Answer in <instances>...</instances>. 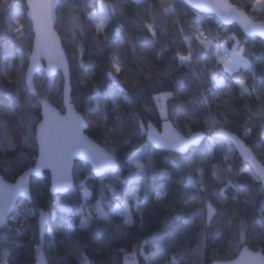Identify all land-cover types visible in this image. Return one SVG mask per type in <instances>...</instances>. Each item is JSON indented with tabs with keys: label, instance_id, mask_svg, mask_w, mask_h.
Segmentation results:
<instances>
[{
	"label": "trees",
	"instance_id": "16d2710c",
	"mask_svg": "<svg viewBox=\"0 0 264 264\" xmlns=\"http://www.w3.org/2000/svg\"><path fill=\"white\" fill-rule=\"evenodd\" d=\"M230 1L264 21V8L254 12L258 0ZM101 4L110 9L102 34L90 17ZM26 11V0H0V174L8 181L35 164L41 101L64 111L61 76L41 84L37 76L39 97L25 86L34 37ZM236 29L182 0H61L56 30L70 61L73 103L88 136L120 162L111 178L138 175L139 196L130 222L121 214L104 219L97 215L100 199L108 208L123 201L122 193L110 194L108 175L86 181L87 202L76 176L64 196L51 194L48 173L33 178V202L20 201L14 220L0 227V264L35 263L41 209L51 217L49 264H127V256L137 264H212L234 259L244 246L264 254V187L231 143L209 138L179 155L153 149L145 138L147 125L160 128L163 120L184 135L224 128L264 164V41L237 38ZM236 43L250 68L231 73L219 57ZM162 94L170 95L165 118ZM144 144L138 172L130 159ZM196 198L205 207L183 211ZM208 202L216 209L210 221Z\"/></svg>",
	"mask_w": 264,
	"mask_h": 264
},
{
	"label": "water",
	"instance_id": "95a60500",
	"mask_svg": "<svg viewBox=\"0 0 264 264\" xmlns=\"http://www.w3.org/2000/svg\"><path fill=\"white\" fill-rule=\"evenodd\" d=\"M188 7L215 16L224 26H236L247 38L264 41V21L256 20L230 0H182ZM61 0H26V17L32 25L33 44L25 71V86L31 96L39 97L36 77L44 73L47 79L62 77V112L49 100H42L41 120L35 129L37 158L34 166L16 180L8 181L0 174V227L12 217L20 201L33 202L31 181L50 177V192L64 196L76 186L75 166L88 165L94 178L100 179L120 170L116 156L87 134L88 123L72 99L71 71L68 54L56 30L57 10ZM231 143L237 154L260 180L264 187V164L245 141L224 128L210 135L195 132L184 135L171 120H163L160 128L149 123L145 138L156 150L186 155L199 148L208 138ZM207 219L216 214L211 203L206 204ZM38 237L41 249L34 264H49L45 254V237L51 222L50 215L38 210ZM212 264H264V254L244 246L232 260H218Z\"/></svg>",
	"mask_w": 264,
	"mask_h": 264
},
{
	"label": "rangeland",
	"instance_id": "374dc122",
	"mask_svg": "<svg viewBox=\"0 0 264 264\" xmlns=\"http://www.w3.org/2000/svg\"><path fill=\"white\" fill-rule=\"evenodd\" d=\"M140 1V0H136ZM264 8V0H258L255 6L254 12L261 11ZM171 10H168L170 12ZM110 16V9L105 5L101 4L100 7L94 11L90 17L93 20L97 31L102 34L104 32L106 23L109 19ZM254 19L256 18L255 16L253 17ZM19 29V28H18ZM235 36L237 38L241 35V31L237 28L234 32ZM202 40V38H201ZM203 41V40H202ZM208 41V40H207ZM207 41H203L206 43ZM224 51H228L226 47L224 46ZM231 53V59L230 60H224L221 62H224L226 65L227 69L234 70V68H239V69H247L249 68V63L246 62L244 59L242 52L243 48L239 43H236L233 47L232 50H229ZM222 54V53H221ZM220 54V55H221ZM39 80L38 83L41 84L45 78L44 73H41L38 75ZM37 84V82H36ZM169 94H162L157 97L158 103H159V109L160 113L163 118L167 116V110H166V104L165 101L169 97ZM205 142V141H204ZM204 144V143H203ZM148 149L147 144H144L138 152L130 159L131 163H134L137 167L138 172L142 170V165L140 163L139 156L143 152H145ZM75 176L77 178V183L81 186L85 200L90 198L91 192L88 190L86 187V181L90 178V176L93 177L92 171L91 173H87V170H83L82 166L80 164H77L75 166ZM107 176V175H106ZM138 175H135L134 178H126V179H120L118 178L117 180H114L111 178V176L108 174L106 177V183L110 187V194L113 196H117L118 194L122 193L123 196V201L122 204L116 203L112 205L110 208H108V204L104 203L102 199L99 200L98 202V211L97 215L100 218L104 219H109L112 215L114 214H121L126 217V222L131 221V208L134 207L137 198L139 196V189L136 183L134 182V179L137 178ZM198 182L197 185L201 186L200 184V175L197 176ZM118 182L122 183L121 188H118ZM205 206L202 204L201 200L199 198H196L194 200H191L185 204V207L183 211L185 212H191L196 209H201L204 208ZM10 220H14L13 217L10 218ZM86 221V220H85ZM84 221V222H85ZM127 264H137L136 260H131L130 256H127ZM83 264H89L88 262H85Z\"/></svg>",
	"mask_w": 264,
	"mask_h": 264
},
{
	"label": "built area",
	"instance_id": "2783aa9c",
	"mask_svg": "<svg viewBox=\"0 0 264 264\" xmlns=\"http://www.w3.org/2000/svg\"><path fill=\"white\" fill-rule=\"evenodd\" d=\"M202 40L203 41H207L208 40V37L203 35L202 36ZM231 59V53L230 51H226V52H223L220 57H219V60L220 61H224V60H230ZM131 257V256H130Z\"/></svg>",
	"mask_w": 264,
	"mask_h": 264
},
{
	"label": "crops",
	"instance_id": "0c3cea01",
	"mask_svg": "<svg viewBox=\"0 0 264 264\" xmlns=\"http://www.w3.org/2000/svg\"><path fill=\"white\" fill-rule=\"evenodd\" d=\"M227 48V47H226ZM225 49V48H224ZM248 63V62H247ZM224 65V67L227 69V67H226V65L225 64H223ZM249 68H250V65H249ZM249 68H247V70L249 69ZM229 72H235V71H237V70H239V68H234V70L232 69V70H230V69H227Z\"/></svg>",
	"mask_w": 264,
	"mask_h": 264
}]
</instances>
